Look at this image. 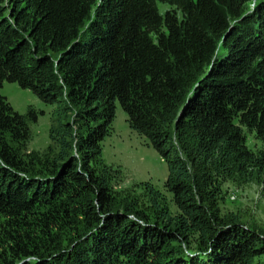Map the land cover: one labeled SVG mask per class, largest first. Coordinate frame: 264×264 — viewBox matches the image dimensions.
Masks as SVG:
<instances>
[{
	"label": "trees",
	"instance_id": "trees-1",
	"mask_svg": "<svg viewBox=\"0 0 264 264\" xmlns=\"http://www.w3.org/2000/svg\"><path fill=\"white\" fill-rule=\"evenodd\" d=\"M3 81L70 118L49 128L44 157L24 155L35 115L0 94V264H251L264 253L261 234L205 208L217 171L264 172V0H0ZM115 103L165 163L173 214L115 209L100 146ZM74 213L75 238L58 247L48 227ZM27 220L43 238L19 236ZM47 238L52 258L30 244Z\"/></svg>",
	"mask_w": 264,
	"mask_h": 264
},
{
	"label": "rangeland",
	"instance_id": "rangeland-1",
	"mask_svg": "<svg viewBox=\"0 0 264 264\" xmlns=\"http://www.w3.org/2000/svg\"><path fill=\"white\" fill-rule=\"evenodd\" d=\"M157 8L160 13H163L169 7L166 4L157 3ZM0 94L17 113L24 115L27 110L34 113L35 120H27L29 137L25 144L24 155L36 152L44 157L47 153L45 149L49 144V128H55L58 121L69 119L70 113L58 114L56 112L57 104L43 103L30 90L22 89L13 82L3 81ZM111 128L110 134L103 138L100 146L101 164H104L109 177L115 209H121L123 202H131L135 211L143 215L149 222L156 220L158 212L162 210L173 214L176 207L171 200L170 193L163 187L167 174L166 165L145 138L128 127L126 114L118 103H115ZM243 133L246 148H249L253 154L258 153L263 147L262 142L244 127ZM98 167H100V163ZM246 170L237 171L230 168L225 172L214 173V184L219 186L220 191L211 202L205 201V208L215 211L220 218L234 217L240 224L253 229L264 237V172L258 175L251 167H247ZM144 184L158 192V197L155 199L156 207L153 206L152 197ZM63 216L64 219L58 220L55 225L48 227V236L53 234L57 241H62L58 247L69 246L80 226L76 213L71 217ZM27 223L16 228L19 236L28 234L30 238L33 236L40 239L44 237L42 233H38L34 226L35 221L27 220ZM8 224L9 222L6 220L0 222V259L8 255L6 245L4 242L2 243L6 231H10L8 228L3 229L9 227ZM29 228H32L31 234L27 232V230L30 231ZM48 240V238L45 239L41 245L30 244L40 253H52L49 256L52 258L53 255H56L53 252L60 248L57 247L56 242ZM251 264H264V253L254 257Z\"/></svg>",
	"mask_w": 264,
	"mask_h": 264
}]
</instances>
